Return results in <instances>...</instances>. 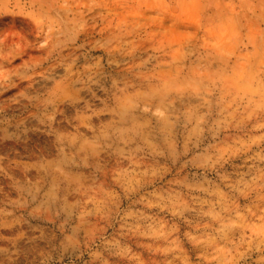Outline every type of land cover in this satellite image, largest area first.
I'll return each instance as SVG.
<instances>
[{"label":"rangeland","instance_id":"obj_1","mask_svg":"<svg viewBox=\"0 0 264 264\" xmlns=\"http://www.w3.org/2000/svg\"><path fill=\"white\" fill-rule=\"evenodd\" d=\"M0 257L264 264V0H0Z\"/></svg>","mask_w":264,"mask_h":264},{"label":"bare ground","instance_id":"obj_2","mask_svg":"<svg viewBox=\"0 0 264 264\" xmlns=\"http://www.w3.org/2000/svg\"><path fill=\"white\" fill-rule=\"evenodd\" d=\"M8 248H9V247H8ZM8 251H9V250H8ZM8 251H7V252H8ZM10 253H11V252H10ZM15 253H17V251H16ZM1 254H3V252H2ZM16 255H17V254H16ZM0 258H1V257H0ZM10 258H11V257H10ZM14 258H15V257H14ZM5 259H6V258H5ZM2 262H3V261H2ZM7 262H8V261H7ZM11 262H12V260H11ZM14 262H15V261H14ZM14 262H13V263H14ZM0 263H1V261H0ZM16 264H17V263H16Z\"/></svg>","mask_w":264,"mask_h":264}]
</instances>
